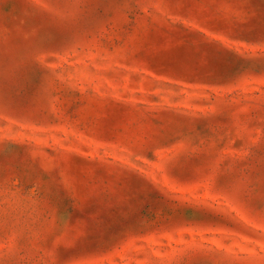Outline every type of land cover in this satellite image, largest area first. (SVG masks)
<instances>
[{
  "label": "rangeland",
  "instance_id": "374dc122",
  "mask_svg": "<svg viewBox=\"0 0 264 264\" xmlns=\"http://www.w3.org/2000/svg\"><path fill=\"white\" fill-rule=\"evenodd\" d=\"M0 264H264V0H0Z\"/></svg>",
  "mask_w": 264,
  "mask_h": 264
}]
</instances>
